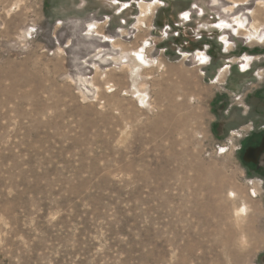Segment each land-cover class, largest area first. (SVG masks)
Returning <instances> with one entry per match:
<instances>
[{
	"label": "rangeland",
	"instance_id": "374dc122",
	"mask_svg": "<svg viewBox=\"0 0 264 264\" xmlns=\"http://www.w3.org/2000/svg\"><path fill=\"white\" fill-rule=\"evenodd\" d=\"M0 264H264V0H0Z\"/></svg>",
	"mask_w": 264,
	"mask_h": 264
},
{
	"label": "bare ground",
	"instance_id": "6f19581e",
	"mask_svg": "<svg viewBox=\"0 0 264 264\" xmlns=\"http://www.w3.org/2000/svg\"><path fill=\"white\" fill-rule=\"evenodd\" d=\"M140 99H142V100H143L144 98H140ZM140 99H139V100H140ZM232 194H234V193H232ZM255 235H256V234H255Z\"/></svg>",
	"mask_w": 264,
	"mask_h": 264
},
{
	"label": "snow or ice",
	"instance_id": "6c2138e0",
	"mask_svg": "<svg viewBox=\"0 0 264 264\" xmlns=\"http://www.w3.org/2000/svg\"><path fill=\"white\" fill-rule=\"evenodd\" d=\"M185 16L187 17V14H185ZM221 151H223V149H221Z\"/></svg>",
	"mask_w": 264,
	"mask_h": 264
}]
</instances>
